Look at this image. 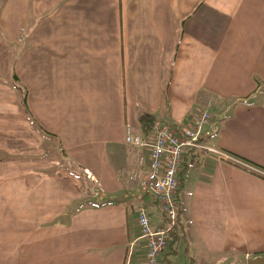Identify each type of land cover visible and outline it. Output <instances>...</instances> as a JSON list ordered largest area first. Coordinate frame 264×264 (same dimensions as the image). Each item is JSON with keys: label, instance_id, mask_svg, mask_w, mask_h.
<instances>
[{"label": "crops", "instance_id": "crops-1", "mask_svg": "<svg viewBox=\"0 0 264 264\" xmlns=\"http://www.w3.org/2000/svg\"><path fill=\"white\" fill-rule=\"evenodd\" d=\"M209 99L159 264L264 257V179L235 159L264 168V0H0V264L145 263L134 207L161 216L125 129L185 128Z\"/></svg>", "mask_w": 264, "mask_h": 264}, {"label": "built area", "instance_id": "built-area-1", "mask_svg": "<svg viewBox=\"0 0 264 264\" xmlns=\"http://www.w3.org/2000/svg\"><path fill=\"white\" fill-rule=\"evenodd\" d=\"M211 107L212 101L208 100L207 108L185 128L173 129L162 120H155L148 134L135 133L129 126L125 129L127 158L133 160L127 179L152 198L161 216V223L154 227L146 209H136L139 239L145 240V264H159L168 246L169 232L176 224V193L184 154L210 150L204 142L211 135L207 129L212 119ZM84 174L94 181L88 170Z\"/></svg>", "mask_w": 264, "mask_h": 264}, {"label": "trees", "instance_id": "trees-1", "mask_svg": "<svg viewBox=\"0 0 264 264\" xmlns=\"http://www.w3.org/2000/svg\"><path fill=\"white\" fill-rule=\"evenodd\" d=\"M11 79L13 81H16L17 80L14 75H12ZM24 102H25V99H24V96H23L19 100L18 105H19V108H20L21 112H23L24 114H28L27 111H26V107L24 106ZM206 107H207V105H206ZM210 109L211 108H209V111H210ZM141 120H142V133L143 134H148V132L151 129V126H152V124H153V122L155 120L152 119V117L149 116V115H147V114L142 115L141 116ZM211 121H212V119H211ZM37 130H39V129H37ZM235 159H238L243 165H245V166H240V165H237V166H239L240 168H242L245 171H248V172L252 173L253 175H256V176L261 177L262 179H264V168H262V167H260V166H258L256 164H253V163H251L249 161H246L244 159H241V158H239L237 156H235ZM71 170L72 169H70V171ZM184 173L185 172L182 171V173L180 174L179 183L181 182V176H183ZM86 194H88V192ZM173 229H171V231L169 232V236H168L169 240H168V246H167V248H168L169 251L166 254V256H172V255H174L176 253L175 246L178 243V238L176 236V233L175 232H172ZM131 264H145V263H131ZM164 264H171V263H170V261L166 260L164 262Z\"/></svg>", "mask_w": 264, "mask_h": 264}, {"label": "rangeland", "instance_id": "rangeland-1", "mask_svg": "<svg viewBox=\"0 0 264 264\" xmlns=\"http://www.w3.org/2000/svg\"><path fill=\"white\" fill-rule=\"evenodd\" d=\"M211 111H212V108H211ZM44 139L46 140V145L44 146V151H45V149H47V147H49V148H52L51 150H52V152L53 153H55L56 154V156H57V158H60L58 161V167L60 166V167H66V161L63 159V157L61 156V153H60V151H59V148H58V145H57V142L56 141H54V139H52L51 137H48V136H44ZM59 151V152H58ZM57 152H58V154H57ZM49 155H51L50 154V151L49 152H47ZM47 155V154H46ZM151 201V199H150V197H145V201L144 202H150ZM135 209H137L136 207H134V210ZM134 214V213H133ZM235 257H237L236 255H235Z\"/></svg>", "mask_w": 264, "mask_h": 264}, {"label": "water", "instance_id": "water-1", "mask_svg": "<svg viewBox=\"0 0 264 264\" xmlns=\"http://www.w3.org/2000/svg\"><path fill=\"white\" fill-rule=\"evenodd\" d=\"M246 264H264V257H255L247 260Z\"/></svg>", "mask_w": 264, "mask_h": 264}]
</instances>
